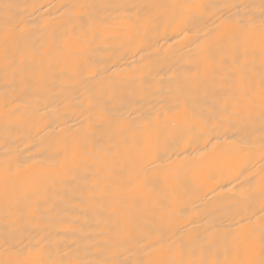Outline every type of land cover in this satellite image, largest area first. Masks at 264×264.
<instances>
[{"label":"bare ground","instance_id":"1","mask_svg":"<svg viewBox=\"0 0 264 264\" xmlns=\"http://www.w3.org/2000/svg\"><path fill=\"white\" fill-rule=\"evenodd\" d=\"M261 3L0 0V264H161L180 252L149 245L178 238L232 258L219 237L264 199Z\"/></svg>","mask_w":264,"mask_h":264},{"label":"snow or ice","instance_id":"2","mask_svg":"<svg viewBox=\"0 0 264 264\" xmlns=\"http://www.w3.org/2000/svg\"><path fill=\"white\" fill-rule=\"evenodd\" d=\"M4 8L10 9L14 7L11 4H4ZM83 7V6H80ZM132 7H135L133 5ZM173 7L177 8H188V9H198V13H191L189 19L194 20L197 15L203 16L207 12H209L213 8H218L220 6L213 4H189V5H175ZM102 23V22H101ZM252 20L245 21L243 18H235V17H225L219 25H215V27L220 30L223 29L225 32H229L232 35H243L247 32L251 24ZM261 29L264 30V0L261 3ZM22 31V29H21ZM15 29H10V34H14ZM97 33H93L95 36ZM262 56H264V51H262ZM248 100L247 95H245L242 101L238 102L234 108L236 111H230L227 106H225L223 112L221 113L220 118L217 120L215 129L217 130L220 127L232 126L236 127L239 123L235 117H239L241 114V110L246 112L248 116H251L250 111L246 106V101ZM260 119H261V140H260V150L262 154V159H264V80H262L261 85V105H260ZM240 129H237L239 132ZM162 147H168V145H163ZM243 175V172H241ZM251 184V181H249ZM260 190L262 196H264V168L261 169V180H260ZM259 223L257 225L250 226L252 221L250 218L245 222L243 219L235 221V224L238 226L229 231H226L225 234L219 237V240L224 243L225 253L227 256H231L230 259H225L223 261L216 259L209 261L208 259L201 258L199 260H186L183 258L184 249L186 247V243L184 240L176 239V240H167L161 239L158 242H154L149 245V247L155 248L157 243L161 247H166L167 251L175 253L177 251L180 252L181 258L174 260H165L162 261L161 264H264V199L261 202L260 214L258 216ZM7 242V241H6ZM216 238L213 239V245L216 244ZM29 252L36 251L35 249H28ZM200 251L203 253L205 249L201 247ZM193 255H195V251H193ZM16 264H26V262L17 261ZM40 264H45V262L41 261ZM53 264H120L118 260H104V261H93L89 259H78L76 261H59L53 262ZM140 264H144L143 261Z\"/></svg>","mask_w":264,"mask_h":264}]
</instances>
